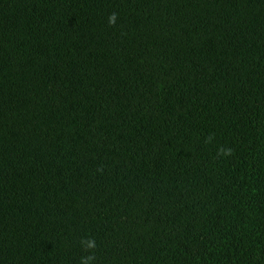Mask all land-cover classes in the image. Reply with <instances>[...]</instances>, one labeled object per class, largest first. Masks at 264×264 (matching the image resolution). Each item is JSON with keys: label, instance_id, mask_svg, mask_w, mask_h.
I'll return each mask as SVG.
<instances>
[{"label": "trees", "instance_id": "obj_1", "mask_svg": "<svg viewBox=\"0 0 264 264\" xmlns=\"http://www.w3.org/2000/svg\"><path fill=\"white\" fill-rule=\"evenodd\" d=\"M84 261L264 264V0H0V264Z\"/></svg>", "mask_w": 264, "mask_h": 264}, {"label": "clouds", "instance_id": "obj_2", "mask_svg": "<svg viewBox=\"0 0 264 264\" xmlns=\"http://www.w3.org/2000/svg\"><path fill=\"white\" fill-rule=\"evenodd\" d=\"M110 22L111 23H114L115 22V16H113V17L110 18ZM89 246L91 247L92 245L90 244ZM84 264H88V262L87 261H84Z\"/></svg>", "mask_w": 264, "mask_h": 264}]
</instances>
